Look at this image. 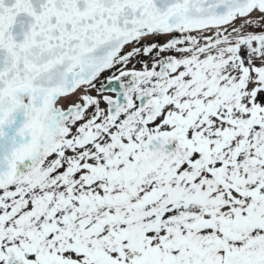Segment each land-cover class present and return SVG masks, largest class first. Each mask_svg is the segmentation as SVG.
<instances>
[{"label": "snow or ice", "instance_id": "obj_1", "mask_svg": "<svg viewBox=\"0 0 264 264\" xmlns=\"http://www.w3.org/2000/svg\"><path fill=\"white\" fill-rule=\"evenodd\" d=\"M0 264H264V0H0Z\"/></svg>", "mask_w": 264, "mask_h": 264}]
</instances>
